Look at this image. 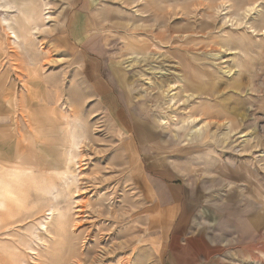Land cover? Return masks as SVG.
<instances>
[{"label":"rangeland","instance_id":"1","mask_svg":"<svg viewBox=\"0 0 264 264\" xmlns=\"http://www.w3.org/2000/svg\"><path fill=\"white\" fill-rule=\"evenodd\" d=\"M4 1L0 264H264V0Z\"/></svg>","mask_w":264,"mask_h":264},{"label":"crops","instance_id":"2","mask_svg":"<svg viewBox=\"0 0 264 264\" xmlns=\"http://www.w3.org/2000/svg\"><path fill=\"white\" fill-rule=\"evenodd\" d=\"M108 99V98H106ZM163 163H157L156 166H161ZM164 175V174H162ZM161 176V175H160ZM159 176V177H160ZM164 176L160 180H163ZM157 186H161V184L158 182ZM161 188V187H160ZM162 189V188H161ZM161 189H158V193H156V196L158 195L160 197V200L163 201L164 203L159 202L158 206V223L159 221L161 222V226H159V234L162 239H165L166 242H173V239L177 237L176 233L177 230L182 231V222L178 225L175 226V222L177 221L178 214L181 211V202L179 199V194L178 193H172L171 197H168L163 193ZM185 195V194H184ZM172 198V199H171ZM164 204V205H163ZM185 204V202H184ZM227 212H232L234 210L232 209H227ZM183 213L185 214L181 219H185V216L188 215L187 210H183ZM236 213V212H233ZM237 214V213H236ZM165 221V222H163ZM253 230V229H252ZM176 232V233H175Z\"/></svg>","mask_w":264,"mask_h":264},{"label":"bare ground","instance_id":"3","mask_svg":"<svg viewBox=\"0 0 264 264\" xmlns=\"http://www.w3.org/2000/svg\"><path fill=\"white\" fill-rule=\"evenodd\" d=\"M222 1V3H227L228 2V0H221ZM231 1V0H230ZM220 2V1H219ZM8 4H6L5 3V1L3 0V4H1L0 3V12H3L5 9H7L8 8ZM248 7V6H247ZM246 7V8H247ZM248 9H249V7H248ZM253 9V8H252ZM246 11H248V10H246ZM249 12V11H248ZM246 13V12H245ZM245 13H243V14H245ZM1 22L6 26V29L10 32V34L12 35V37H14L15 39H17V35L15 34V32L12 30V28H11V24L9 23V20L8 19H6V17L4 18V17H2V19H1ZM253 28V27H252ZM254 31V30H253ZM252 31V32H253ZM157 36V35H156ZM153 37H155V35L153 36ZM181 38V37H180ZM155 41V40H154ZM157 43V42H156ZM161 46V45H160ZM185 49V48H184ZM171 100H174V98H171ZM171 104V103H170ZM174 104L172 103V106H173ZM189 114V113H188ZM191 114V113H190ZM196 114V113H195ZM194 120H196V116L195 117H193L192 115H187V116H185V119H183V121L181 122L182 124H189V123H191V122H193ZM204 122V121H203ZM162 124L164 125V126H166L167 125V121H164L163 119H162ZM169 124V123H168ZM75 142H73V144H74V146L76 147V149L79 147V145H81L80 144V139L79 140H74ZM49 215L50 216H52L53 215V210H50V212H49ZM41 226H43V225H41ZM95 248H96V246H93V247H91L89 250H87V254H85V255H91V254H93L94 252H95ZM97 252H99L100 253V251H97ZM98 253V255H101V254H99ZM95 254V253H94ZM100 257V256H99ZM93 258V257H92ZM98 258V256L96 255L95 256V258H93V260L95 259H97ZM98 261V260H97Z\"/></svg>","mask_w":264,"mask_h":264}]
</instances>
